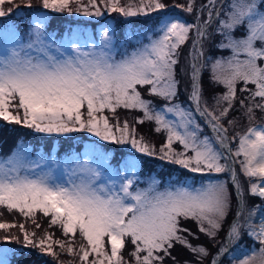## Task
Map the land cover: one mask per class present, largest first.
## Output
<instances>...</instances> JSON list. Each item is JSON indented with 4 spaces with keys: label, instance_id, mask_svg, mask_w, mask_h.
Returning a JSON list of instances; mask_svg holds the SVG:
<instances>
[{
    "label": "snow or ice",
    "instance_id": "1",
    "mask_svg": "<svg viewBox=\"0 0 264 264\" xmlns=\"http://www.w3.org/2000/svg\"><path fill=\"white\" fill-rule=\"evenodd\" d=\"M38 2L53 13L97 19L106 13L148 16L168 7L163 0ZM23 6L31 8L32 0ZM174 6L189 14L196 11L195 23L163 19L146 35V43L139 41L123 52L116 48L107 24L98 36L70 30L60 39L48 31L44 14L31 18L23 33L15 25L0 26V120L57 136L85 132L98 141L156 156L155 146L116 115L118 109L140 111L136 123L154 122V131L166 134L159 159L193 173L229 174L239 210L224 239L217 242L231 206L226 181L210 180L198 187L169 181L161 187L154 176L141 180L136 156L114 166L112 156L97 142L62 159L51 155L33 159L21 142L11 155L0 158V209L18 213L36 228L40 213L65 239L45 232L37 240L25 223L0 221V230L6 233L0 242L19 243L21 237L11 233L18 228L25 248H38L54 258L61 253L72 256L67 264H164L177 243L190 250L194 264H264V218L259 223L252 219L264 213V203L245 215L248 205L235 168L238 163L249 179V194L264 202V123L256 122L257 113L264 119V0H206L198 10L195 0ZM20 7L15 0H0V18H10ZM189 39V100L211 127L213 138L202 137L193 112L175 103L179 49ZM217 51L227 55L216 56ZM205 71L211 84L223 88L211 107L202 103ZM142 89L163 100L164 106L157 109ZM238 89L247 94L238 102L248 127L230 138L225 118L237 102ZM235 123L227 120L229 126ZM181 220L195 221L199 231L216 242L215 252L189 243ZM245 236L258 247L244 248ZM9 252L0 249V264H11Z\"/></svg>",
    "mask_w": 264,
    "mask_h": 264
},
{
    "label": "rangeland",
    "instance_id": "2",
    "mask_svg": "<svg viewBox=\"0 0 264 264\" xmlns=\"http://www.w3.org/2000/svg\"><path fill=\"white\" fill-rule=\"evenodd\" d=\"M176 0H163V3L166 5L170 2ZM205 0H195V8L198 10L200 6L206 2ZM17 4H20L21 7L15 11V13L9 18H0V26L2 25H15L19 28L20 32L23 33L27 27V25L30 23L31 18H34L35 16L39 14H44L48 17V31L55 36L57 39H60L61 37L67 35L69 31H81L86 33L88 36H98L100 29L103 25H111L112 31L114 34V44L116 48L118 49L119 52H123L125 49L128 51H131L132 48H134L139 41L147 42L146 40V35L150 32H154L155 29L158 27V22H154L150 24V21L153 18L161 17L162 21L163 19L166 18H178L181 19L187 23H195V17H196V11L193 13L189 14L187 12H184L182 9L175 7L174 5H167L168 7L165 10L153 12L148 16H137V17H130V18H124L119 16L116 13H111L108 14L106 13L104 17H101L99 19L97 18H88L84 17L80 14H77L73 12L71 15L68 13H53L49 10H44L40 7L38 0H32V7L27 8L23 6V3L26 2V0H15ZM124 2V0H122ZM184 4L188 3V0H182ZM10 5H5V8L9 7ZM128 23V26H125V24ZM124 24V26H122ZM194 35V33L190 34ZM192 50V41L189 39L188 42H186L184 45L181 46L179 49V63L176 66V78L179 82L178 84V95L175 100V103L180 104L186 109H189L193 112V115L195 116L196 121L201 125L202 128V133L201 136H208L210 138H213L214 135L211 133V131L202 123L200 120V116L196 113L194 104L189 100V93L191 91L190 87V80H189V63L191 61V53ZM216 56L220 55H227V53H222V52H215L214 53ZM207 74L208 81H209V74L208 72H204L203 75ZM210 83V82H209ZM211 93L207 95V91L203 89V101H207L208 105L211 107L214 104L213 97L216 96L217 94L221 93L223 91V88L218 87L216 85H213L210 83L209 87ZM142 94L144 95L145 99H149L153 101L154 106L159 109L162 108L165 104L163 101L162 103H157L156 99L151 98L147 96V92L144 91L143 89L141 90ZM246 93H241L238 89L237 91V102L234 104L233 109L229 112V115L225 118V127L229 128V137L235 133V132H243L247 127H248V120L246 117H244L243 112L244 110L240 107L239 105V99L244 98L246 96ZM182 96L181 100H178V97ZM156 100V101H155ZM247 103V101H246ZM110 115V114H109ZM117 117L121 122L127 120L129 124L133 127H135L137 135L138 136H143L145 140L155 146V149L157 151L156 156H144L143 154L136 153L129 145H116V144H105L106 147H103L101 144L100 147L106 151L109 152V154L112 156V163L114 166H116L117 161H121L123 159L128 158L130 155L136 156V158L139 159L140 163V178L141 180H146L149 176H154L158 180L161 181V187L165 186L169 181L173 182H178V178L173 177V172H172V167H175L178 172L183 171L181 168L176 167L177 165L174 163H170L167 160H161L158 158L159 156V144H164L166 140V134L162 131L160 133H147V132H141L137 129L139 123H136V120L138 118L142 117V113L137 110H124V109H118L116 113ZM172 118V117H169ZM227 120H235L236 123L234 126H229L227 124ZM115 123V120L112 121ZM147 122V121H146ZM257 123H264V119L261 118V114L257 113ZM153 126L155 128L154 122ZM28 130L34 133L35 132L33 129L28 128ZM40 135H45V136H52L56 134H47V133H39ZM88 136L84 138H91V139H97L96 137H93L91 134L87 133ZM78 135H83V133L78 132V133H71L67 136H64V138H69V137H78ZM57 136V135H56ZM56 139L55 137H53ZM83 138V140H84ZM82 140V139H80ZM54 141V140H53ZM23 142L25 145H27L30 149V154L33 159H36L40 157L41 155L48 157V156H55L57 159H62L65 157L66 154H68L71 150H73L75 147H82L84 148L85 145L95 142L94 140H84L82 143L76 144V146L71 147L67 145V147H64L63 149H60L61 147L56 148L54 145L46 150H42L41 148L36 149L35 144H27L25 140H21L20 143ZM56 141H54L55 143ZM102 142V141H98ZM19 143V144H20ZM103 143V142H102ZM105 143V142H104ZM78 145V146H77ZM17 147V146H16ZM15 147V149H16ZM173 147L177 148L180 150V146L178 144H174ZM217 147H219L217 145ZM233 149L236 147L235 143L232 145ZM54 148L55 150H52ZM14 149V150H15ZM13 150V151H14ZM75 150H80V149H75ZM12 151V152H13ZM11 152V153H12ZM10 153V155H11ZM191 154V153H189ZM227 154V153H225ZM117 155V157L115 156ZM9 156V155H8ZM2 154H0V158H4ZM7 157V156H6ZM236 173H237V180L239 181L241 188L244 192V200L247 202L248 207L245 210V215H247V211L251 210L252 207L254 206H260L262 205L261 199L259 197H254L249 194V179L245 177L241 172H240V165L237 163L236 164ZM185 172V171H184ZM188 172V171H187ZM189 180H185L186 178L182 179L186 183H189L190 185L193 186H200L202 183H206L210 180L216 181H226L228 190L231 196V206L229 209L228 216L224 222L223 229L219 232L218 234V239L217 242L220 240H223L226 234V231L228 229L229 224L233 222V219L236 216L237 211L239 210L237 198L234 192V186L232 184V181L230 179V176L228 173H193L188 176ZM182 183V182H180ZM141 187L145 186L143 183L140 185ZM4 211L7 213L8 211L6 209H0V212ZM2 215H0L1 218ZM11 216L13 218H17L20 216L18 213H11ZM22 218L23 223H25V227L27 230L31 232L36 233V239L38 240L41 238L45 232L52 233L54 239H65L62 236L61 230L59 229L58 226H49V218L43 216L40 213L36 214L35 218H39V228L32 227L30 226L32 224L31 220L25 221V218L20 216ZM264 218V213L258 212L256 216H254L253 222L259 223L260 220ZM45 219L46 225L41 226L44 224L42 220ZM243 220V218H241ZM186 220H181V227L183 222ZM9 223H16V222H9ZM30 224V225H28ZM183 228V227H182ZM17 233L15 235H18L23 239L22 234L20 233L19 229L17 228ZM0 232H4V230H0ZM190 232H184L182 235L189 241L187 237H191L189 234ZM3 237H0V240ZM79 241L77 240V244ZM242 246L244 248H249V247H258V244L251 238L245 236L243 241L241 242ZM4 246L0 245V249H2ZM131 246H129L130 248ZM188 248L184 246L183 249L180 250V252L183 255H180L176 257V255H172L173 257H176V260H170L169 258L171 257H165L164 259V264H193V261H187L185 258V255L187 253ZM57 252H59V248L56 249ZM50 257L51 261L50 263L52 264H67L69 261H73V257L69 256L67 254L61 253L58 258H54L51 255H46ZM191 256V255H188ZM231 258V257H230ZM74 264H78V261H74Z\"/></svg>",
    "mask_w": 264,
    "mask_h": 264
},
{
    "label": "trees",
    "instance_id": "3",
    "mask_svg": "<svg viewBox=\"0 0 264 264\" xmlns=\"http://www.w3.org/2000/svg\"><path fill=\"white\" fill-rule=\"evenodd\" d=\"M206 2V0L204 1ZM177 4H182V5H186L182 2V0H176V2L174 1H170L167 5H177ZM161 17H157V18H153L150 21V24L160 21ZM125 24V23H124ZM124 24L122 26H124ZM129 24L126 23L125 26H128ZM202 86L203 89H205L207 91V95H209L211 93L209 87H210V83L208 81V77L207 74L202 75ZM147 96H149L147 94ZM151 97V96H149ZM156 99L155 101L157 103H162L163 100L157 98V97H151ZM182 96L178 97V100H181ZM137 129L141 132H147L149 134L151 133H155L154 131V126L152 122H145L143 124H139ZM83 133V135H78V137H69V138H64V136H56V135H52V136H45V135H40L39 133H34V132H30L28 130L27 127H24L22 125H16V124H8L7 122L0 120V154H2L3 156H8L10 155V153L15 149V147L20 143L21 140H25L27 142V144H35L36 145V149L41 148L42 150H46L51 148L53 145L58 148L61 147L60 149H63L64 147H67V145L71 147L76 146V144L78 143H82V141L84 140H94L95 142L99 143V144H103V147H106L105 144L107 143H100L98 142L97 139H91V138H84L87 137L88 134L85 132H81ZM84 136V137H83ZM53 137H55L56 139H54ZM84 138V140H83ZM82 139V140H80ZM56 141L54 143V141ZM159 147L161 146V144H159ZM78 146V145H77ZM75 149H80L79 151H83L84 148L82 147H75L73 150ZM52 150H55L54 148H52ZM71 150V151H73ZM157 152V151H156ZM117 157V155H115ZM177 165V164H176ZM176 167L181 168L183 171L178 172L177 169L175 167H172V172H173V177L178 178V182H182L184 184H189L186 183L184 180V178H186L185 180H189L188 176L192 174L191 171L182 168L180 165H177ZM185 171V172H184ZM188 171V172H187ZM2 216L0 218V221L3 222H16L17 224L19 223H23L22 218L20 216H18L17 218H13L11 216V214L9 212L5 213L4 211H2ZM36 223H39V218H35ZM42 222H44L43 225L41 226H45L46 225V221L45 219L42 220ZM30 225V224H28ZM32 227H35V225L32 224L30 225ZM182 227L187 229L190 233H191V237H187L189 239V243H191L194 246H199V245H203L206 246L207 248H209L213 253L216 250V242L211 241L204 233H201L199 231V228L196 224L195 221L193 220H186L185 222H183ZM17 228H13L11 229V233L12 234H16L17 233ZM6 233L4 232H0V237L4 236ZM2 241V239L0 240ZM0 245L4 246L2 249L4 248H8L10 249L9 252V260L11 261V264H52L50 263L51 259L50 257L46 256L45 254H41L40 250L38 248H31V247H27L25 248L23 246V239L20 240L19 243H17L16 241H12L10 243H4V242H0ZM184 248V245H181L179 243L175 244L173 246V248H171L169 251L171 253L170 256L167 257H171L169 258L170 260H173V256L172 255H176V257L183 255L180 250ZM187 253L185 255V258L187 261H193L194 260V256L193 254L190 252L189 249L186 250ZM13 252H23L22 256H13L12 253ZM191 255V256H188ZM176 257H174L176 260ZM176 264V261H175ZM194 264V263H193Z\"/></svg>",
    "mask_w": 264,
    "mask_h": 264
},
{
    "label": "water",
    "instance_id": "4",
    "mask_svg": "<svg viewBox=\"0 0 264 264\" xmlns=\"http://www.w3.org/2000/svg\"><path fill=\"white\" fill-rule=\"evenodd\" d=\"M194 108H195V105H194ZM197 113V112H196ZM198 115H199V113H197ZM200 116V115H199ZM202 116H200L199 118H200V120L209 128V130L213 133V131H212V129H211V127L206 123V120H205V118L203 117V118H201ZM214 134V133H213ZM237 166L235 165V168H236ZM236 170H237V168H236ZM233 184V183H232ZM234 186V185H233ZM234 191H235V194H236V197H237V200H238V204H239V199H238V193H237V190H236V188L234 187ZM234 219H236V216H235V218ZM233 219V220H234Z\"/></svg>",
    "mask_w": 264,
    "mask_h": 264
}]
</instances>
